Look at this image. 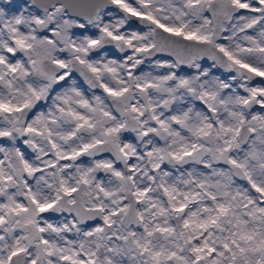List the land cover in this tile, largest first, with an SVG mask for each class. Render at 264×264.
Wrapping results in <instances>:
<instances>
[{"label":"snow or ice","instance_id":"obj_1","mask_svg":"<svg viewBox=\"0 0 264 264\" xmlns=\"http://www.w3.org/2000/svg\"><path fill=\"white\" fill-rule=\"evenodd\" d=\"M0 264H264V0H0Z\"/></svg>","mask_w":264,"mask_h":264}]
</instances>
